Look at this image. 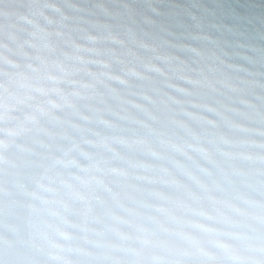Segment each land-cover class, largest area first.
Instances as JSON below:
<instances>
[{
    "label": "snow or ice",
    "instance_id": "obj_1",
    "mask_svg": "<svg viewBox=\"0 0 264 264\" xmlns=\"http://www.w3.org/2000/svg\"><path fill=\"white\" fill-rule=\"evenodd\" d=\"M163 0H0V264H264V19Z\"/></svg>",
    "mask_w": 264,
    "mask_h": 264
},
{
    "label": "water",
    "instance_id": "obj_2",
    "mask_svg": "<svg viewBox=\"0 0 264 264\" xmlns=\"http://www.w3.org/2000/svg\"><path fill=\"white\" fill-rule=\"evenodd\" d=\"M164 5L194 12L208 10L214 13V21L227 29L243 31L255 37L264 19V0H163Z\"/></svg>",
    "mask_w": 264,
    "mask_h": 264
}]
</instances>
